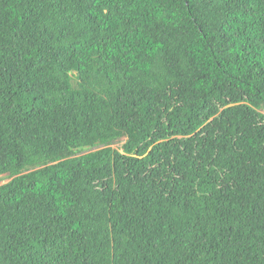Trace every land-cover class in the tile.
<instances>
[{
	"label": "trees",
	"instance_id": "1",
	"mask_svg": "<svg viewBox=\"0 0 264 264\" xmlns=\"http://www.w3.org/2000/svg\"><path fill=\"white\" fill-rule=\"evenodd\" d=\"M0 264H264V0H0Z\"/></svg>",
	"mask_w": 264,
	"mask_h": 264
},
{
	"label": "rangeland",
	"instance_id": "2",
	"mask_svg": "<svg viewBox=\"0 0 264 264\" xmlns=\"http://www.w3.org/2000/svg\"><path fill=\"white\" fill-rule=\"evenodd\" d=\"M6 183H8V181H3L2 183H0V185H4Z\"/></svg>",
	"mask_w": 264,
	"mask_h": 264
}]
</instances>
